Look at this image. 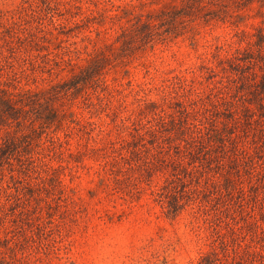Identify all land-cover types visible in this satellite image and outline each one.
<instances>
[{"label": "rangeland", "instance_id": "rangeland-1", "mask_svg": "<svg viewBox=\"0 0 264 264\" xmlns=\"http://www.w3.org/2000/svg\"><path fill=\"white\" fill-rule=\"evenodd\" d=\"M243 1L0 0V87L56 92L59 112L35 122L30 156L50 179L34 214L19 215L13 192L38 175L0 173V264H198L211 252L215 264H264L262 194L232 207L234 220L205 200L172 216L152 192L171 172L163 152L144 149L143 169L119 147L143 101L204 93L220 59L264 37V0ZM95 55L101 70L82 81Z\"/></svg>", "mask_w": 264, "mask_h": 264}, {"label": "trees", "instance_id": "trees-1", "mask_svg": "<svg viewBox=\"0 0 264 264\" xmlns=\"http://www.w3.org/2000/svg\"><path fill=\"white\" fill-rule=\"evenodd\" d=\"M103 63V56L91 57L77 77L90 79ZM219 63L222 76L213 80L204 93L189 96L186 93L190 90H185L182 98L165 97L162 103L143 101L138 110L140 117L129 130L130 138L119 141V147L128 148L136 166L143 169L144 163L150 168L147 158L144 161V149L151 157L163 152L164 164L171 172L152 192L172 216L186 204L205 200L218 203L222 220H234L232 207L242 210L244 203L256 204L259 194L264 196V37L260 35L254 46L237 50ZM213 74L217 72L213 70ZM54 95L56 92L48 90L13 92L0 87V130L4 131L0 136V173L6 167L11 183L19 182V173L29 180V173L38 175L33 185L14 187L20 216L34 214L39 208L40 190H48L45 182L50 177L43 175L47 173L44 161L39 154L30 156V152L38 129H43L35 122L44 119L46 111L50 113L49 123L58 120L59 112L51 104ZM146 112L152 120L145 124L141 117ZM113 147L114 151L119 148L115 144ZM169 152L174 157L168 160L165 155ZM248 249L241 250L240 255L249 254ZM198 264H215L214 254H205Z\"/></svg>", "mask_w": 264, "mask_h": 264}]
</instances>
